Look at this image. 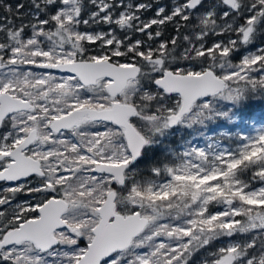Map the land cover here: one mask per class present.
I'll use <instances>...</instances> for the list:
<instances>
[{"label": "snow or ice", "instance_id": "obj_1", "mask_svg": "<svg viewBox=\"0 0 264 264\" xmlns=\"http://www.w3.org/2000/svg\"><path fill=\"white\" fill-rule=\"evenodd\" d=\"M262 33L264 0H0V264H264V131L165 143L243 119Z\"/></svg>", "mask_w": 264, "mask_h": 264}, {"label": "rangeland", "instance_id": "obj_2", "mask_svg": "<svg viewBox=\"0 0 264 264\" xmlns=\"http://www.w3.org/2000/svg\"><path fill=\"white\" fill-rule=\"evenodd\" d=\"M261 44H264V33H262L255 43H251L247 46V49L243 52L242 56L252 52ZM241 56V57H242ZM260 131H264V108L258 107L253 112L248 114H243V119L240 116L232 117L231 121L225 123L223 125L218 122L209 125V130L202 134L200 137L197 133L192 132L190 129H185L184 133L186 137H183V130L177 131L173 135L176 136V142L172 144L173 146L178 147L181 141H190L192 146L206 148L208 143H213L214 141L219 144L220 148H228L230 143L234 146L236 137L238 135L248 136L255 135ZM219 133V135H218ZM218 139V140H216ZM162 150V148H161ZM261 155H264V150L254 149L250 154V157L259 158ZM137 168V165H135ZM184 180L186 183H191V180H185L184 178H180ZM259 203V202H257ZM243 239V237H235V238H221L217 242V247H219L222 243H227L229 239Z\"/></svg>", "mask_w": 264, "mask_h": 264}, {"label": "trees", "instance_id": "obj_3", "mask_svg": "<svg viewBox=\"0 0 264 264\" xmlns=\"http://www.w3.org/2000/svg\"><path fill=\"white\" fill-rule=\"evenodd\" d=\"M9 3H14L15 0H8ZM245 49H241L233 56V61L238 62L241 59V56ZM258 107L264 108V94H254L251 99L245 101V107L243 108V114H248L253 112ZM213 125V124H212ZM185 130H183V137H186V134L184 133ZM200 137H202L203 133H197ZM176 136L172 135L168 138V140L165 141V143L174 144L176 142ZM162 150L161 146L157 145L155 147L154 151H148L146 155L141 157L138 162L136 163L137 168L140 169L142 172L147 168V166L157 160L161 156ZM144 174H147L146 172ZM241 239V238H240ZM219 240L215 241L213 245L209 247L208 250H214L215 247H217V242ZM204 252L202 249L200 253H197L196 256L192 258V260L189 261V264H198V261L201 259V255Z\"/></svg>", "mask_w": 264, "mask_h": 264}]
</instances>
